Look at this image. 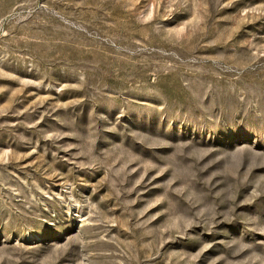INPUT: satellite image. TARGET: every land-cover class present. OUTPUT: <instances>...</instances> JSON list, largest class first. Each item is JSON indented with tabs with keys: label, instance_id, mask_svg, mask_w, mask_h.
Returning <instances> with one entry per match:
<instances>
[{
	"label": "rangeland",
	"instance_id": "1",
	"mask_svg": "<svg viewBox=\"0 0 264 264\" xmlns=\"http://www.w3.org/2000/svg\"><path fill=\"white\" fill-rule=\"evenodd\" d=\"M0 264H264V0H0Z\"/></svg>",
	"mask_w": 264,
	"mask_h": 264
}]
</instances>
